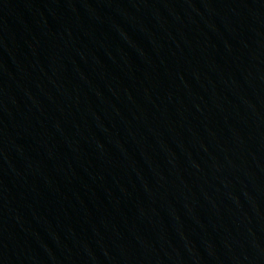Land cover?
<instances>
[{
    "label": "water",
    "instance_id": "95a60500",
    "mask_svg": "<svg viewBox=\"0 0 264 264\" xmlns=\"http://www.w3.org/2000/svg\"><path fill=\"white\" fill-rule=\"evenodd\" d=\"M0 264H264V0H0Z\"/></svg>",
    "mask_w": 264,
    "mask_h": 264
}]
</instances>
